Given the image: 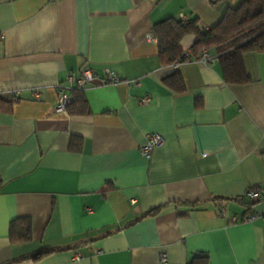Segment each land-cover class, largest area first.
I'll return each instance as SVG.
<instances>
[{
  "label": "crops",
  "instance_id": "crops-1",
  "mask_svg": "<svg viewBox=\"0 0 264 264\" xmlns=\"http://www.w3.org/2000/svg\"><path fill=\"white\" fill-rule=\"evenodd\" d=\"M241 1L0 0V96L18 91L0 110V264H264V52L243 55L248 83L227 84L214 49L163 66L151 30L209 29ZM84 65L89 113L55 112L57 84ZM174 71L182 92L162 81ZM151 133L163 141L145 157ZM13 222L28 240L11 241Z\"/></svg>",
  "mask_w": 264,
  "mask_h": 264
},
{
  "label": "trees",
  "instance_id": "trees-1",
  "mask_svg": "<svg viewBox=\"0 0 264 264\" xmlns=\"http://www.w3.org/2000/svg\"><path fill=\"white\" fill-rule=\"evenodd\" d=\"M152 34L157 40L158 57L163 66L181 63L191 59L183 55L180 42L185 35L194 34L195 41L191 45L192 56L197 58L201 50L214 49L219 53L218 60L222 78L227 84H245L251 78L243 64V55L251 52H264V0H242L236 7L225 10L221 19L209 29L200 30L197 19L165 18L152 26ZM163 83L176 92L185 89L178 71L162 79ZM70 101L65 108L69 114L85 115L89 107L82 88H72ZM10 100L0 96V110L9 109L16 95L10 94ZM255 190V187L249 190ZM253 205L259 198L249 199ZM156 209L147 214L154 213ZM22 226L11 223L9 236L13 242H23L30 237V227L27 222ZM47 251L34 254L32 260L47 255ZM189 264H207V257L195 256Z\"/></svg>",
  "mask_w": 264,
  "mask_h": 264
},
{
  "label": "built area",
  "instance_id": "built-area-1",
  "mask_svg": "<svg viewBox=\"0 0 264 264\" xmlns=\"http://www.w3.org/2000/svg\"><path fill=\"white\" fill-rule=\"evenodd\" d=\"M183 55L186 57H191L192 52L190 49L183 50ZM197 62L206 65L211 61V57L208 54L206 49L200 51L199 56L196 58ZM178 64V63H176ZM172 64V65H176ZM104 79L101 81L102 83H114L119 81V77L117 74L109 69H104ZM97 79L96 73L88 66H82L77 75L67 74L64 78V81L61 84H57V103L55 106V112H62L65 111L66 106L68 105L70 98L66 93V90L70 88H84L87 84L93 83ZM12 94H18V91H12ZM38 97V94H36ZM148 98H142L141 103L146 104L148 103ZM163 141V138L158 133H151L148 134L146 137L145 142L139 148L140 154L145 157H149L151 152L158 147ZM246 195L249 199H256L258 194L255 190H248ZM89 211V209H87ZM256 218V215L251 214L247 217H244L242 220L245 222H250ZM235 220V218H233ZM81 255L79 253L74 255V260H79ZM160 262H166V255L163 253L159 256Z\"/></svg>",
  "mask_w": 264,
  "mask_h": 264
}]
</instances>
